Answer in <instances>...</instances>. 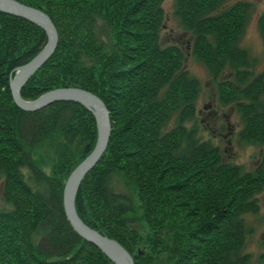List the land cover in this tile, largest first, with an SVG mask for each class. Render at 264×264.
Segmentation results:
<instances>
[{"label":"trees","instance_id":"trees-1","mask_svg":"<svg viewBox=\"0 0 264 264\" xmlns=\"http://www.w3.org/2000/svg\"><path fill=\"white\" fill-rule=\"evenodd\" d=\"M16 1L44 11L59 33L54 56L22 99L80 87L109 111L108 150L77 193L82 221L117 240L135 264H154L161 254L166 264H253L246 218L260 210L264 157L245 172L203 139L194 124L202 83L186 69L183 49L161 45L165 0ZM225 2L176 0L175 15L194 38L192 56L209 69L219 104L242 113V139L264 146V71L255 75L238 46L248 4ZM260 24L264 33V16ZM47 40L43 28L0 11V264H114L77 234L63 205L70 172L97 142L95 117L73 102L29 112L12 97V77ZM41 152L56 154L53 175L36 161ZM141 220L149 252L136 228Z\"/></svg>","mask_w":264,"mask_h":264},{"label":"rangeland","instance_id":"rangeland-1","mask_svg":"<svg viewBox=\"0 0 264 264\" xmlns=\"http://www.w3.org/2000/svg\"><path fill=\"white\" fill-rule=\"evenodd\" d=\"M237 2L248 4L247 19L238 46L245 49L250 57V62L254 64L253 72L255 75L264 71V33L260 19L264 16V0H226V6L235 5ZM176 0H165L163 3L165 10V22L161 30V45L163 47L176 45L187 54L186 69L197 77L201 85V93L197 100L196 120L194 124L203 135L205 141H211L220 148L223 161L227 164H235L242 168V171L253 172L257 169L264 157V146L249 144L241 137V132L245 126L242 113L238 111L235 104L224 107L218 102V90L216 84L210 76L209 69L194 58L193 44L194 38L189 32L181 27V22L175 15ZM100 35L103 41L107 40V30L104 23L100 22ZM232 73V72H231ZM230 72H226L228 76ZM233 76H231L232 79ZM192 126V123H187ZM169 129L173 128V125ZM77 153V152H76ZM79 154V153H78ZM42 158V159H41ZM41 161V169L45 174L53 175V167L56 160V154L41 152L36 154V161ZM3 179L0 177V208L3 205ZM260 210L256 215L247 216V226L249 233L246 237L245 251L252 254L253 264H264V194L260 195ZM135 202L140 205L141 202L136 198ZM138 213L141 209L138 208ZM136 228L144 238V251L149 252L150 248L146 243L149 236V227L143 220L137 222ZM167 255L161 254L156 257L154 264H166Z\"/></svg>","mask_w":264,"mask_h":264},{"label":"water","instance_id":"water-1","mask_svg":"<svg viewBox=\"0 0 264 264\" xmlns=\"http://www.w3.org/2000/svg\"><path fill=\"white\" fill-rule=\"evenodd\" d=\"M0 11L8 15L24 18L43 28L47 33V45L30 62L19 67L12 77L10 89L16 105L21 110L35 112L44 109L56 102H73L80 104L90 111L96 119L97 142L90 155L70 172V176L65 182L63 191L65 215L77 234L90 244L98 247L114 264H135L134 257L116 240L108 236H103L95 228L86 225L78 216L76 207L77 193L82 186V182L101 161L108 150L111 140L112 128L109 111L102 99L90 91L80 87L56 88L46 92L34 101L22 99L23 87L33 78V75L44 67L52 57L59 45V33L54 22L42 10L33 6H28L16 0H0Z\"/></svg>","mask_w":264,"mask_h":264}]
</instances>
